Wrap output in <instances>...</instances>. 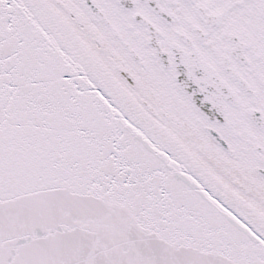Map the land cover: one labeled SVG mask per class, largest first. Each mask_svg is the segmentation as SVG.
Wrapping results in <instances>:
<instances>
[{"label":"snow or ice","instance_id":"snow-or-ice-1","mask_svg":"<svg viewBox=\"0 0 264 264\" xmlns=\"http://www.w3.org/2000/svg\"><path fill=\"white\" fill-rule=\"evenodd\" d=\"M0 264H264V0H0Z\"/></svg>","mask_w":264,"mask_h":264}]
</instances>
